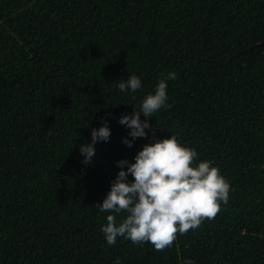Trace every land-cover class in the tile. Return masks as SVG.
Returning a JSON list of instances; mask_svg holds the SVG:
<instances>
[{"label":"trees","instance_id":"16d2710c","mask_svg":"<svg viewBox=\"0 0 264 264\" xmlns=\"http://www.w3.org/2000/svg\"><path fill=\"white\" fill-rule=\"evenodd\" d=\"M263 40L264 0H0V264H264ZM131 75L141 88L121 92ZM162 79L170 107L128 147L119 120ZM172 135L219 170L227 204L162 252L109 246L107 216L128 214L95 206L117 162Z\"/></svg>","mask_w":264,"mask_h":264},{"label":"clouds","instance_id":"9594fccd","mask_svg":"<svg viewBox=\"0 0 264 264\" xmlns=\"http://www.w3.org/2000/svg\"><path fill=\"white\" fill-rule=\"evenodd\" d=\"M175 73H170L168 79H175ZM118 87L121 92L137 91L141 88V80L131 75L127 80H120ZM167 83L160 80L154 95H148L140 106L130 116H123L119 123L130 129L132 140L123 142L132 147V141L145 138V129L151 127L147 121H141V115L151 119L154 113L167 104ZM111 132L107 123L99 129L92 130V143L80 147V152L89 164L95 156V145L107 142ZM197 158L195 149L182 147L176 136L163 139L154 144H146L135 159V163L119 161L121 170L111 186L102 205L95 207L101 212L121 213L128 215L119 225L116 216L108 215L107 224L102 227L109 246L115 245L118 237L130 240L133 244L150 242L155 251L162 252L171 247L177 239V233L186 234L190 229H196L203 220H213L220 212V203L227 204L229 184L211 166L210 161H203L193 167ZM134 182L128 183V176ZM116 264H120L119 260ZM184 264H194L186 260Z\"/></svg>","mask_w":264,"mask_h":264},{"label":"water","instance_id":"95a60500","mask_svg":"<svg viewBox=\"0 0 264 264\" xmlns=\"http://www.w3.org/2000/svg\"><path fill=\"white\" fill-rule=\"evenodd\" d=\"M262 44H264V40L263 41H261L258 45H262Z\"/></svg>","mask_w":264,"mask_h":264}]
</instances>
